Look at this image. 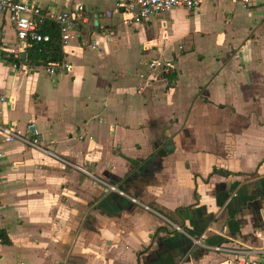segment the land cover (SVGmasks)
<instances>
[{
    "label": "crops",
    "instance_id": "0c3cea01",
    "mask_svg": "<svg viewBox=\"0 0 264 264\" xmlns=\"http://www.w3.org/2000/svg\"><path fill=\"white\" fill-rule=\"evenodd\" d=\"M26 1L83 3L88 19L64 52L72 70L53 76L13 69L5 56L28 61V45L0 12L1 116L35 122L60 157L0 135V264H235L231 249L264 247V0L134 25L121 0ZM157 58L174 67L140 90ZM203 234L228 250L196 244Z\"/></svg>",
    "mask_w": 264,
    "mask_h": 264
},
{
    "label": "built area",
    "instance_id": "2783aa9c",
    "mask_svg": "<svg viewBox=\"0 0 264 264\" xmlns=\"http://www.w3.org/2000/svg\"><path fill=\"white\" fill-rule=\"evenodd\" d=\"M208 0H121L116 3V11L120 12L125 21L130 24H138L151 17H158L171 11L175 7H185L193 10L202 3ZM243 3L246 7L252 0H230ZM0 12L9 15V21L16 31L18 49H21L22 44L28 45L30 42L40 44L51 40L49 34L41 31V23L45 19L53 20L59 26L60 39L63 53L69 41L74 37V29L76 25L87 21L86 7L83 3H76L70 8L57 10L53 7H41L26 0H0ZM108 15L111 12L108 11ZM165 25V21L163 22ZM43 51L39 48V52ZM11 57L21 58V52L16 55L8 53L5 59L11 64L14 70L24 73H33L42 68L48 75H61L67 71L72 70V62L67 56H63L60 60L39 59L33 61H11ZM149 70L146 73H140L139 89L143 90L154 83L159 76L168 75L173 64L167 63L160 58L150 60L148 62ZM1 102L6 101L5 96L0 97ZM2 109L0 108V135L3 137L5 143H12L18 140H25L28 144L39 149L51 153L53 156L60 158L55 153L46 150L41 145V133L37 128L35 122H30L23 130L14 124L5 123L2 116ZM31 133L32 137L27 138V134ZM2 153H0V156ZM64 160V159H63ZM99 182L108 188V190L117 193L121 197L128 198L132 203L140 205L145 210L154 211L150 205L141 202L138 197L131 195L126 190L119 188L116 184L108 182L104 179H98ZM1 208V205H0ZM171 228L176 231L186 233L181 225L170 221ZM206 235L200 237H192L194 242L198 245L212 248L215 251H226L225 245H207L205 242ZM236 254L235 264H264V247L259 249H231Z\"/></svg>",
    "mask_w": 264,
    "mask_h": 264
},
{
    "label": "trees",
    "instance_id": "16d2710c",
    "mask_svg": "<svg viewBox=\"0 0 264 264\" xmlns=\"http://www.w3.org/2000/svg\"><path fill=\"white\" fill-rule=\"evenodd\" d=\"M40 27L43 33L49 34L51 36V40L40 44L30 42L26 49L28 53V61L39 60V59H50V60L62 59L64 53L61 46L60 30L58 24H56L53 20L45 19L42 21ZM39 48H42L43 51L39 52ZM10 60L19 62L21 61V58L17 59L11 57ZM168 79H170V81L173 80L171 79L170 76H168ZM160 211L173 220L174 217L171 211H165L163 209H160ZM0 237L2 238V241L7 242V239L4 237L2 232H0Z\"/></svg>",
    "mask_w": 264,
    "mask_h": 264
},
{
    "label": "water",
    "instance_id": "95a60500",
    "mask_svg": "<svg viewBox=\"0 0 264 264\" xmlns=\"http://www.w3.org/2000/svg\"><path fill=\"white\" fill-rule=\"evenodd\" d=\"M21 57H22L23 59H25V57H26V52H25V51H22V52H21Z\"/></svg>",
    "mask_w": 264,
    "mask_h": 264
}]
</instances>
